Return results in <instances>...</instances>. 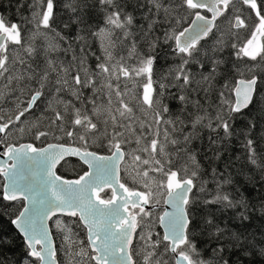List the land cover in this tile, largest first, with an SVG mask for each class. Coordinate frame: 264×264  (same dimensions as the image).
<instances>
[{"label":"trees","instance_id":"trees-1","mask_svg":"<svg viewBox=\"0 0 264 264\" xmlns=\"http://www.w3.org/2000/svg\"><path fill=\"white\" fill-rule=\"evenodd\" d=\"M257 3L264 18V0ZM232 4L237 12L232 15L227 10L206 40L185 55L175 52L174 39L195 14L186 0H0V16L7 26L16 25L20 33L19 45L9 42L6 52L0 54V125H8L2 145L30 143L40 148L61 144L99 155H108L119 145L126 157H138L134 174L140 181L121 173L129 190L148 191L143 170L158 171L163 188L166 176L173 171L180 179L192 180L186 212L195 227L187 231L186 244L180 249L192 264L219 260L213 250L220 244L225 246L230 264H264V39L256 60L242 55L257 19L242 3ZM44 13L45 25L39 27L46 37L37 43L36 38H29L27 27L35 24L34 19L36 25L42 24L38 20ZM237 17L244 23L240 29L233 27ZM74 18H79V24ZM117 51L132 71H141L134 79L132 107L141 102L147 111L121 113L111 123L103 114L110 102L101 86L109 80L103 79L106 74L101 69L107 55L113 60ZM252 78L258 80L252 102L236 113L232 110L236 82ZM138 81H142L140 87ZM130 84L115 91L116 96L121 97ZM143 86L150 87L151 102L156 103L153 111L149 112V101L142 100ZM40 91L44 96L39 106L29 110L31 98ZM21 112L25 115L19 122ZM157 119L171 127H165L167 143L159 140L161 135L151 123ZM150 140L155 141L154 146ZM145 156L149 157L147 166H139ZM85 171L80 162L70 159L56 172L62 178L76 179ZM218 191L241 203L235 208L228 200L207 203ZM162 205L151 211L155 216L151 231L143 236L138 232L141 241L138 238L135 243L152 238L145 243L154 245L152 258L172 264L173 255L163 242L156 218ZM22 208V201L4 200L0 173V264H39L29 256L23 238L10 223ZM62 220L87 248L86 233L78 219ZM217 226L225 231L215 233ZM51 232L61 264L60 232L52 226ZM155 235L161 250L154 243ZM188 239L196 245L195 251ZM77 253L68 258L70 264L78 259ZM134 253L131 249L135 264H139ZM166 257L170 262H165ZM91 260L89 256V263L94 264Z\"/></svg>","mask_w":264,"mask_h":264},{"label":"water","instance_id":"water-1","mask_svg":"<svg viewBox=\"0 0 264 264\" xmlns=\"http://www.w3.org/2000/svg\"><path fill=\"white\" fill-rule=\"evenodd\" d=\"M236 1L249 8L258 21L241 50L246 59L256 60L262 52L264 38V18L259 13L257 0H215V3L214 0H197L200 9L175 36V52L186 55L206 40L228 6ZM242 26L243 21L235 18L234 29ZM7 40L19 44V30L15 25L0 24V52L5 51ZM257 81V78H252L236 82L234 112L239 113L249 107ZM32 98L29 108L34 103ZM7 128L0 132V136L3 137ZM125 157V151L117 147L108 155H99L70 145L48 144L37 148L30 143L6 147L0 143L3 198L11 203L23 202V208L12 224L23 238L32 259L38 260L39 264H58L50 223L55 218L64 217L77 218L85 229L95 264H134L131 247L138 229V215L132 211H153L157 206L149 204L146 193L129 190L121 181V166ZM70 159L77 160L86 169L76 179L62 178L56 172L60 164ZM173 174H176L182 187L169 190L168 183ZM193 188L192 180H179L175 171L166 179V195L158 225L175 264H192L178 250L186 244V206ZM105 192H110L108 200L102 197ZM177 209H183L185 218H180Z\"/></svg>","mask_w":264,"mask_h":264},{"label":"rangeland","instance_id":"rangeland-1","mask_svg":"<svg viewBox=\"0 0 264 264\" xmlns=\"http://www.w3.org/2000/svg\"><path fill=\"white\" fill-rule=\"evenodd\" d=\"M233 5V7H232ZM228 12L232 15H234L235 12H237V8L236 6H234V4H231L228 7ZM35 15L32 16V21L34 19ZM242 19V18H241ZM39 22H42V24H37L36 25V21L34 19L35 24H30L27 27L28 34H29V38L33 39L36 38L37 43H40V39L42 38L43 40H45V32L43 30L40 29L39 25L44 26L45 25V13L42 16V18H40L38 20ZM8 43V42H7ZM10 43L7 44V46ZM19 44H14V46H17ZM7 48V47H6ZM7 49H5L4 52H0V54L5 53ZM116 54V57H114L115 59L110 60V55H107L109 58L106 60L105 65L103 66V68L101 70H104V73L106 74L105 78H103L104 80L106 78H108L109 82L107 83L102 82V87L103 89H105L106 92V96L109 99L110 104H108V106L106 107V109L104 108L103 114H104V119H106V121H110L111 123L114 122V120L116 121L120 116L121 113H125V115H130L131 113L133 114V111L135 112V115H138L139 113H144L147 110H145L144 105L141 102L137 103V106H135V108L133 109L132 105L134 104V95H135V88L133 89V86L135 85L136 81H134L135 77L141 73V71H132V69L129 67L128 62H126L125 60H123L121 57H123V54L121 53V51H117L114 52ZM113 55V53H112ZM1 57V56H0ZM1 60V58H0ZM5 63V62H4ZM107 67V68H106ZM146 69L143 68V72H145ZM142 79H146L145 77H142ZM122 80V81H121ZM143 80V81H144ZM130 84V87L126 90H124V94L121 97H117L115 94V91H118V89L121 87L122 89L126 88V86H128ZM139 87L142 84V81H138ZM141 91H142V100H148L149 101V106L152 107L150 111H153L154 106L156 105L155 102H151V95L149 94L150 91V87L147 86H143L141 87ZM139 94V91H138ZM140 95V94H139ZM114 97L115 100L111 101V99ZM152 106H151V104ZM147 104V105H148ZM138 111V112H136ZM123 115V114H122ZM129 119V118H128ZM153 119V118H152ZM152 125L155 127H157L156 129L158 130V132L156 133H160L161 137L159 138V140L164 143V141L167 143L168 142V132L165 129L166 126H168L170 129V125L169 124H164V122H161L159 119H157L156 122H151ZM20 131V128H19ZM145 132V131H143ZM150 132V131H149ZM154 132V131H153ZM15 133L14 131L12 132V134ZM145 134V133H144ZM4 136V135H3ZM150 142H152L151 146L155 145V141L154 140H150ZM117 147V146H116ZM120 148V147H119ZM138 157L136 156H128L126 157L124 163L121 166V173L124 174L125 178L130 179L131 176L134 180H138L140 181V178L134 174L135 172V165L137 163ZM149 162V157L145 156L144 159L142 160V163L139 164V166H141L143 164L144 166H147V163ZM142 176L146 177V180H143V184L144 186L147 188V193L149 195V201L151 204H156L158 206L161 207V202L163 203L165 194H166V189H165V184H164V188L161 187V181H162V177L159 174L158 171L150 173L147 172L146 170L142 171ZM167 178V176H166ZM166 178H165V182H166ZM110 198V193L106 196V200H108ZM138 214V229H137V233H142L143 235H148L149 231H151V226L154 223V215L151 213V211H144V212H137ZM161 212H159L158 214H156V218L158 220L159 223V216H160ZM79 222V220H78ZM80 223V222H79ZM81 225V224H80ZM51 226L54 227L55 229H57L60 232V237H61V264H70V261L68 260V258L71 255L76 254L77 252V260L74 261V264H90L89 263V256L91 258L92 256V252L89 250V246L87 243V248H85V246L79 243V239H77L76 237H74L75 233L71 232L68 227H70V224H67L65 222H63L62 218H56L51 222ZM82 227V226H81ZM71 228V227H70ZM150 237V236H148ZM138 238L141 241V236H138ZM137 235L135 238V242L136 239L138 240ZM148 241H152V238H146L145 242L143 241V243H135L132 247V249H134L135 251V257L138 260L139 264H163L161 261H159L158 259H156V257L152 258V255H154V245L153 244H149V246H146V242ZM154 243L160 247L159 249L161 250L163 246H160L158 243V235H155L154 237ZM166 244V243H165ZM168 247V245L166 244V248ZM169 252V250H168ZM170 253V252H169ZM183 253V252H182ZM171 254V253H170ZM56 257H57V253H56ZM172 264H175L174 262V257ZM93 261V260H91ZM165 262H170L169 259L166 257V261ZM94 263V261L92 262Z\"/></svg>","mask_w":264,"mask_h":264},{"label":"snow or ice","instance_id":"snow-or-ice-1","mask_svg":"<svg viewBox=\"0 0 264 264\" xmlns=\"http://www.w3.org/2000/svg\"><path fill=\"white\" fill-rule=\"evenodd\" d=\"M186 3L192 8L193 13L197 12V10L200 9V6H198L197 0H186ZM214 3H215V0H214ZM53 7H54V5H53ZM74 21L79 24V18H74ZM0 24H4L5 26H7V21H6V19L3 16H0ZM81 31H83V29H81ZM32 51H35V50H32ZM49 63H51V60H49ZM45 86L46 85H41V88H43ZM43 96H44L43 91H40L35 96H33L32 99H33L34 103H33L32 107L39 106L38 101H41V99H43ZM51 102L52 101H51V98H50L48 103L51 104ZM30 109L31 108H29V110ZM49 110H51V109H49ZM96 113H97V115H100L99 108L96 109ZM24 115H25V113L21 112L20 116L17 117V121L21 122L20 121V117H22ZM88 119L91 120V117L89 116ZM7 127H8L7 125H5L3 127H0V132H3L4 128H7ZM20 131H23V129L21 128ZM3 142H4L3 137L0 136V143H3ZM117 148H119V145H117ZM89 166L91 167V163H90ZM213 173L214 174L216 173V169H213ZM229 182H230L229 180H225L224 181V183H229ZM188 183H191V181H188ZM173 187H175V188H181L182 187L181 183L177 182L176 174H173L170 177L169 183H168L169 190H171ZM218 187H219V185H218ZM229 196H230L229 193H222V192L218 191L217 194H216V197L212 201H208L207 203H218V202H222L223 200H228V205L233 207V208H235L237 206V204L241 203V201H232V200H230ZM185 203H187V202H185ZM172 206L175 209V205L173 204ZM176 211L178 213H180V218L181 219L185 218L183 209H177ZM241 215L243 216V214H241ZM206 222L209 223V224L212 223L211 220H208ZM10 223H14V221H10ZM187 223H188V228L186 229V231L190 232L192 230V228L195 227V223L192 220H188ZM224 231L225 230L222 229L219 226H217L215 228V233H217V234L222 233ZM4 242H5V244L8 243L6 238H5ZM188 243L192 246L193 250L195 251L196 250V245L194 243H192V241L190 239H188ZM224 249H225V246L223 244H220V245H218L217 249L213 250V254L214 255H218V257H219V260L213 261V264H221V262H222V264H230V260L227 257H225ZM22 264H27V261H22Z\"/></svg>","mask_w":264,"mask_h":264},{"label":"bare ground","instance_id":"bare-ground-1","mask_svg":"<svg viewBox=\"0 0 264 264\" xmlns=\"http://www.w3.org/2000/svg\"><path fill=\"white\" fill-rule=\"evenodd\" d=\"M234 19H235V18H234ZM15 26H16V25H15ZM7 42H8V43H9V42H10V43H13V42H11L10 40H7ZM8 43H7V44H8ZM19 43H20V42H19ZM7 44H6V45H7ZM247 60H248V59H247ZM173 172H174V171H173ZM175 172H176V171H175ZM170 174H171V173H170ZM167 177H168V176H167ZM166 179H167V178H166ZM178 179L181 180V181H182V180H186V179H180V178H179V175H178ZM190 180H191V179H190ZM165 184H166V182H165ZM193 185H194V184H193ZM192 191H193V190H192ZM192 191H191V192H192ZM144 193H145V192H144ZM146 194H147V193H146ZM190 194H191V193H190ZM147 195H148V194H147ZM165 195H166V194H165ZM189 197H190V196H189ZM164 198H165V197H164ZM148 202H149V204H150V201H149V195H148ZM163 202H164V200H163ZM150 205H154V204H150ZM156 206H157V205H156ZM157 208H158V206H157ZM157 208H156V209H157ZM153 211H154V210H153ZM162 212H163V205H162ZM162 212H161V213H162ZM186 213H187V212H186ZM187 217H188V216H187ZM188 220H189V218H188ZM186 233H187V231H186ZM186 237H187V236H186ZM186 241H187V238H186Z\"/></svg>","mask_w":264,"mask_h":264}]
</instances>
